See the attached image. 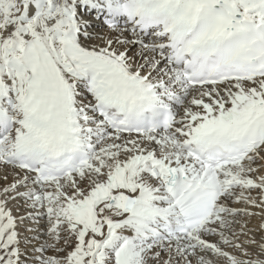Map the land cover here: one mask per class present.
Wrapping results in <instances>:
<instances>
[{"label": "snow or ice", "instance_id": "obj_1", "mask_svg": "<svg viewBox=\"0 0 264 264\" xmlns=\"http://www.w3.org/2000/svg\"><path fill=\"white\" fill-rule=\"evenodd\" d=\"M0 264H264V0H0Z\"/></svg>", "mask_w": 264, "mask_h": 264}, {"label": "bare ground", "instance_id": "obj_2", "mask_svg": "<svg viewBox=\"0 0 264 264\" xmlns=\"http://www.w3.org/2000/svg\"><path fill=\"white\" fill-rule=\"evenodd\" d=\"M17 215L23 214V209L21 208L18 212H16ZM44 221H41V233L43 231L42 225L44 224ZM259 223V220L257 218H254L250 222V226H254ZM37 225L31 221L28 220L24 224L20 225L19 232H20V239H21V248H27L29 252H31L33 244H35V241H32V243H28V241L25 238H28V240L31 239V237L34 235L33 232L28 231L29 228H36ZM41 239H44L43 235H41Z\"/></svg>", "mask_w": 264, "mask_h": 264}]
</instances>
